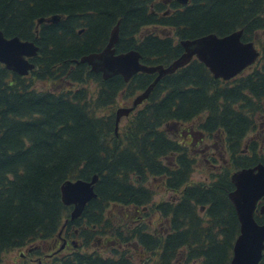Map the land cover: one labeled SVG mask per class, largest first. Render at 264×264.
I'll return each instance as SVG.
<instances>
[{"label":"trees","instance_id":"16d2710c","mask_svg":"<svg viewBox=\"0 0 264 264\" xmlns=\"http://www.w3.org/2000/svg\"><path fill=\"white\" fill-rule=\"evenodd\" d=\"M162 5L0 0L3 34L38 47L28 77L0 64V255L53 239L70 213L61 184L96 175V196L66 232L74 236L70 227L76 228L91 249L39 264L229 263L239 231L230 176L264 164V0H191L169 11ZM51 16L58 19L38 23ZM116 22L115 51L136 50L145 65L171 63L183 53L180 40L238 29L242 41H255L261 58L227 81L193 58L163 75L116 130L117 97L129 102L157 75L103 79L77 63L103 49ZM36 81L52 87L36 88ZM172 124L185 128L177 135L168 130ZM204 136L217 151L194 181L195 147ZM152 180L171 192L168 200H154ZM152 212L164 229L152 230L153 222L145 221ZM255 219L263 222L261 215ZM98 235L103 240L92 247Z\"/></svg>","mask_w":264,"mask_h":264},{"label":"water","instance_id":"95a60500","mask_svg":"<svg viewBox=\"0 0 264 264\" xmlns=\"http://www.w3.org/2000/svg\"><path fill=\"white\" fill-rule=\"evenodd\" d=\"M184 3L186 0H179ZM57 16L40 18L38 23L54 22ZM119 22L113 26L108 42L100 52L83 56L80 62H87L92 70L101 71L103 78L119 74L125 81L137 72L157 73L156 78L139 94L129 108H118L115 115L117 123L121 116L127 115L140 103L160 77L186 65L195 56L213 74L214 77L230 79L250 66L259 55L253 42L241 40L242 29L219 36L215 33L195 39L182 40L184 52L167 66L145 65L140 62L136 50L115 53L114 44L118 40ZM38 47L33 41L21 40L18 36L6 37L0 30V62L6 68L19 74H26L33 64L29 61L37 53ZM97 176L90 180L77 179L65 181L60 186L61 200L66 205H73L70 218H77L85 204L96 196L94 184ZM231 182L234 189L229 198L235 208L239 221V234L233 246L229 264H258L264 249V223H257L254 213L258 211L264 218V164L257 163L233 172ZM263 203L257 209L258 201Z\"/></svg>","mask_w":264,"mask_h":264},{"label":"rangeland","instance_id":"374dc122","mask_svg":"<svg viewBox=\"0 0 264 264\" xmlns=\"http://www.w3.org/2000/svg\"><path fill=\"white\" fill-rule=\"evenodd\" d=\"M255 42V41H254ZM255 46L257 47L258 45L255 43ZM259 48V47H258ZM260 49V48H259ZM249 70V69H248ZM246 71V70H245ZM244 71V72H245ZM243 72V73H244ZM34 86L36 88H39V89H51L52 85H48L47 82H42V81H36ZM90 87H93L92 84L89 85ZM59 88V87H58ZM136 96V95H135ZM134 96V97H135ZM133 97V98H134ZM133 98L129 101V102H123L120 98L117 97V100L118 102H116V105L117 107L115 108V110L118 108V107H122V106H129L133 100ZM122 117V116H121ZM120 117V118H121ZM125 118H121V123L124 122ZM174 124H172L171 126H168V130L169 131H173L175 132V134H179L180 130L184 129L185 127L184 126H180L177 130L174 129ZM195 126V124H194ZM192 128V132L195 133V128ZM176 128V127H175ZM186 133V131L184 132ZM187 134V133H186ZM199 133H195L193 135L194 137V140H196V138L199 137ZM186 136V135H185ZM211 144L212 146L208 145V143L205 141V140H202L200 141L197 146H196V153L194 154L195 155V158H196V166H194V170L192 172V179L194 181L196 180H201L203 178V176L206 174L205 172H202L200 170H203L204 169V165H206V162L204 159H206V157L211 153H215L217 151V148H215L213 145H214V141L212 140L211 141ZM157 181L155 180H152L151 183H150V187H152V189L155 191V196H154V200L155 201H158L159 199L161 198H164L163 200H168L169 197H170V194L171 192L170 191H167L165 190V188L163 187H160V186H157ZM157 213L155 212H152V213H149L147 214L146 216H144L145 218V221H150L152 222L155 218L157 219L156 221H154L155 223H153L151 226H153L151 229H156L157 227L158 228H161V229H164L165 227V224H163L162 222L161 223H158V217H157ZM101 240L103 239L102 236L98 235ZM40 243L37 244L36 243H33L32 245H30L31 247H33L34 245L37 246L39 245ZM95 243H92V247ZM91 249V248H90ZM124 249H127V246H122V249L121 250H124ZM131 248H129V251L134 254L133 250H130ZM67 251H69L68 249H66L63 253H66ZM47 252L43 249V254ZM19 253H23V249H12V250H7L3 253H1L0 255V264H28V263H25L24 261H26L25 258L21 257L19 255ZM36 259L35 257H32V262H34Z\"/></svg>","mask_w":264,"mask_h":264},{"label":"flooded vegetation","instance_id":"af4514ba","mask_svg":"<svg viewBox=\"0 0 264 264\" xmlns=\"http://www.w3.org/2000/svg\"><path fill=\"white\" fill-rule=\"evenodd\" d=\"M160 3L163 4L162 6L167 8V10L169 11L171 9V4L173 3H178L179 5H183L181 4V2H179V0H160ZM168 11H165V13H168Z\"/></svg>","mask_w":264,"mask_h":264}]
</instances>
